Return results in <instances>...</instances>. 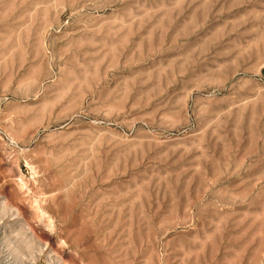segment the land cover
Masks as SVG:
<instances>
[{
    "label": "rangeland",
    "instance_id": "rangeland-1",
    "mask_svg": "<svg viewBox=\"0 0 264 264\" xmlns=\"http://www.w3.org/2000/svg\"><path fill=\"white\" fill-rule=\"evenodd\" d=\"M0 264H264V0H0Z\"/></svg>",
    "mask_w": 264,
    "mask_h": 264
}]
</instances>
